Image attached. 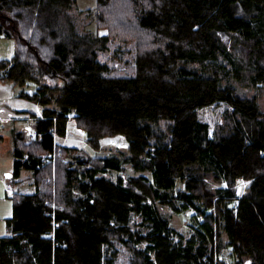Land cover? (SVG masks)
Returning <instances> with one entry per match:
<instances>
[{"label":"trees","instance_id":"16d2710c","mask_svg":"<svg viewBox=\"0 0 264 264\" xmlns=\"http://www.w3.org/2000/svg\"><path fill=\"white\" fill-rule=\"evenodd\" d=\"M73 4L0 0V33L14 40L0 80L41 107L30 112L33 137L15 133L13 178L32 170L37 188L12 195L0 264H117L121 246L129 264H226L225 246L237 264H264V0H95L85 16L93 31ZM114 41L132 55L123 74L103 58ZM71 118L96 151L123 135V160L66 161L78 148L54 136ZM53 150L52 171L42 156ZM124 161L146 174L104 175ZM238 179L249 181L240 197ZM160 203L194 212L184 243ZM53 209L54 240L42 236ZM134 214L146 232L132 229Z\"/></svg>","mask_w":264,"mask_h":264},{"label":"rangeland","instance_id":"374dc122","mask_svg":"<svg viewBox=\"0 0 264 264\" xmlns=\"http://www.w3.org/2000/svg\"><path fill=\"white\" fill-rule=\"evenodd\" d=\"M95 3V0H77V7L73 4L71 7V13L76 16L77 15V11H79V8H85L83 9L82 13L79 15V17H77V21L80 24V27L82 29L86 28L87 29H91L96 30L94 23L91 22V18L90 17H85L87 14V9H91L88 7H92ZM86 25V26H85ZM98 33H106L107 30L106 29H98L97 30ZM10 39V38H9ZM10 46L5 45L4 47H2L0 49V58H11L12 54L14 53V40L11 39L10 40ZM122 45L118 44L117 42L114 41V44H112V48L110 52H107L106 54L103 55V58H107L110 66L113 68L114 71H116L117 73H125L126 70L128 69V67L131 65L132 63V55L130 53V51H126L127 49L123 47H121ZM11 85V84H10ZM12 86V85H11ZM28 86L32 87L33 84H29ZM13 87V86H12ZM14 88V87H13ZM27 88V86L25 87ZM18 88H14V92H16V94L18 93ZM258 97H259V103L261 105V107L264 109V85L260 86L259 91H258ZM40 106V105H39ZM75 122V121H74ZM31 127L30 125H26ZM73 130H77L78 134L77 138L83 143V147L81 149H78L74 152L68 153V156L66 157V161H70L72 160V164H75V160L73 159L76 155L79 156H87V155H99V156H112V155H116L118 158H120V160H123L122 158V154L120 153L121 151H125L126 147H127V140L123 135H114V136H106L103 137L101 139V148L100 150L96 151L94 149H92L85 141H84V131L82 129H79L76 125H74L72 128H70V132H72ZM33 132V129H32ZM4 133H7L2 125L0 124V135L4 136ZM0 146L2 149H4V147L7 146V139L5 140H1L0 141ZM7 148V147H6ZM7 150V149H6ZM57 155V152H56ZM10 156V159L8 158ZM12 156L9 155V153L6 151H4V153L1 154L0 156V178H4L5 173H7L6 171L2 172V169L4 167L5 164L9 163V166L12 167ZM57 160L55 159L54 161H50V167L51 170L53 171L57 162ZM140 173H145L146 172H137L134 171L131 167V165L128 162H121V169L120 170H110L107 173H105L104 175L109 176L113 179H117L118 177H122L123 179H127L128 176L130 175H135V174H140ZM245 181L248 180H244V179H238L236 181L235 184V192L237 193L238 190L239 192L242 194V192H244L245 188L247 187V182L245 184ZM245 184V185H244ZM178 187L182 186L181 182H178L177 184ZM0 191V227L1 230L4 229V217L8 216L11 213V205H12V200L10 197H8L7 195L11 196L12 193L8 190L7 194L5 192V188H1ZM74 192H76L74 190ZM13 194H21V193H13ZM157 208L159 210V212L166 216V218L168 219L169 224L174 227L177 232L180 235H174L172 237V240L175 243H184L185 240L193 233V230L190 227L192 216L194 214V212L189 209L187 211H182V212H178L176 210L173 209V207H171L168 204H157ZM148 222H145L142 217L140 215L134 214L131 217V221H130V226L132 227V229H134L135 231H141L146 232L148 226H147ZM181 237V238H180ZM220 238L222 239V241L226 242V235L224 232L221 233ZM136 246L138 247H144L146 245V241L143 240L142 242L139 243H135ZM119 247V246H118ZM119 253H118V257H117V264H129V257L130 254L128 253L127 248H125L124 246L119 247ZM231 249L230 247H223L221 249V251L219 252V255L217 256V259L219 258L220 260L224 261L226 264H237L234 262L235 258H233L230 255Z\"/></svg>","mask_w":264,"mask_h":264},{"label":"crops","instance_id":"0c3cea01","mask_svg":"<svg viewBox=\"0 0 264 264\" xmlns=\"http://www.w3.org/2000/svg\"><path fill=\"white\" fill-rule=\"evenodd\" d=\"M10 40L11 38L9 39V37H7L4 33H0V49L5 45L10 46ZM5 59L9 58H0V60ZM29 84L33 83H27L26 91L31 92L34 89V84L32 87L28 86ZM30 112H33L37 115V117H40L41 107L34 101L19 97L18 93L16 94V92H14V88L10 85L9 82L0 80V124L2 125L3 129L7 132L4 133V136L0 135V141L7 139V148L4 147V149H2L0 146V156L2 153H4V151H7L9 155L13 157L12 167L9 166V161V163L4 165L2 172L6 171L7 173L11 174L13 172V150L15 133L23 131L26 134L27 138L33 137L34 135L32 132L33 128L31 129V127L26 126H33L34 124L35 117H32ZM74 125V119H69L67 123L66 135H55V144L81 149L83 147V143L77 138L76 134H78V131L72 129V132H70V128H72ZM8 158L10 159V156ZM33 174V171L28 169L21 170L19 175L15 178H13V175L11 177L6 176L5 173L4 178H0V187L5 188L6 194L8 190L12 193V195L13 193L33 194L37 188L34 182ZM12 195L7 196L10 197L12 200ZM11 214L12 205L11 213L8 216L4 217V229L1 230L0 227V237L12 235L11 230L7 227L5 222L6 218L11 216Z\"/></svg>","mask_w":264,"mask_h":264},{"label":"built area","instance_id":"2783aa9c","mask_svg":"<svg viewBox=\"0 0 264 264\" xmlns=\"http://www.w3.org/2000/svg\"><path fill=\"white\" fill-rule=\"evenodd\" d=\"M55 157H56V151L55 150H53L52 152H49L47 154H44L42 156V158H43V160L45 162H47V161H54L55 160ZM246 182H247V184H246ZM248 183H249V181H245V184L246 185H248ZM236 194H237V197H240L242 195L239 192V190H238V192ZM236 204H237V202H236ZM53 208H55V205H53ZM47 214H50V216L52 217V220H51L52 227H51V229L49 231H47L45 233H42V236L49 237V238H51V239L54 240L55 229L59 226V223L55 220V211H54V209L52 211H50V212H47ZM201 222H202V220H201Z\"/></svg>","mask_w":264,"mask_h":264},{"label":"water","instance_id":"95a60500","mask_svg":"<svg viewBox=\"0 0 264 264\" xmlns=\"http://www.w3.org/2000/svg\"><path fill=\"white\" fill-rule=\"evenodd\" d=\"M6 176H10V177H11V176H12V174H11V173H6Z\"/></svg>","mask_w":264,"mask_h":264}]
</instances>
